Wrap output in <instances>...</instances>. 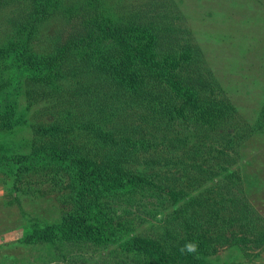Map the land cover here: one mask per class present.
Masks as SVG:
<instances>
[{
    "label": "trees",
    "instance_id": "16d2710c",
    "mask_svg": "<svg viewBox=\"0 0 264 264\" xmlns=\"http://www.w3.org/2000/svg\"><path fill=\"white\" fill-rule=\"evenodd\" d=\"M25 1L28 2L25 12L12 19L16 37L0 56L4 78L0 81V134L19 125L28 126L25 112L37 104L43 105L39 116L53 115L48 112L50 106L47 104L54 96L58 97L54 83L67 68L75 70L76 75L95 74L89 78L101 79L103 76L98 91L106 87L107 94L103 99L96 96L86 101L88 108L95 107L99 116L89 110L90 119H81L69 110L63 114L65 123L59 120L48 125L30 123L31 136L22 144L7 145L0 135V173L4 175L9 192L36 196V192L48 187L66 195L71 205L58 221L30 220L28 229L18 241L22 245L47 247L51 264L73 259L71 250L78 252L75 259L84 261L87 253L91 257L98 251L99 254L106 252L104 257L98 254L108 260L104 264H211L216 242L226 241L223 233L236 225L243 236L239 239L231 232L235 244L264 248V219L258 215L252 217L244 209L225 210L217 222L223 232L215 231L209 235L217 225L212 219L221 211L212 208L217 200L209 198L211 207L207 209L208 198L205 197L208 196H192L182 186L185 177L189 180V189L199 177L220 175L217 162L226 161L218 159V155L219 158L225 156L223 152L217 151L218 155H214L212 146L202 144L207 151L205 155L201 154V160H197L194 157L202 153L201 146L192 152V156L191 151L185 150L189 143L187 136H165L161 142V138L157 141L137 140L132 133L117 131L115 135L104 128L113 118L127 117L125 112L134 109L132 104L145 110H166L169 126L179 122L186 127L188 118L199 112L211 125L216 119L221 120L229 109L227 101L218 97L219 90H215L209 77L204 78V70L193 61L191 52L182 47L175 49L172 44L166 46L170 38L159 36L167 34L165 29L158 31L152 40L154 43L142 40L148 38L151 31H137L139 41L135 46L131 42L135 36L128 26L105 24L102 15L100 20L99 13L81 7L83 2L78 1L71 9L76 11H70V27L81 14L79 22L70 31L58 35L54 54L37 58L28 51L32 36L46 12L58 0ZM4 3L0 0V7ZM107 38L119 46V53L111 48L117 55L114 61L106 58L99 61L100 56L91 60L88 56L97 49L95 44ZM132 58L138 62L132 63ZM135 76L149 79L138 80L135 86L131 81ZM151 81L157 83L154 86L158 89L149 87ZM121 90H127L128 95H121ZM58 100L59 104H66L59 97ZM153 101L156 103L152 104ZM261 115L264 122V106ZM69 116L72 117L70 122ZM72 135H82L89 140L77 145L69 138ZM201 138L208 139L206 136ZM164 148L175 153V157H178L177 153L185 154L189 160L159 158V152ZM153 154V158L147 159ZM135 165H144L148 170H136ZM168 165L178 166L177 174L182 173L181 178L167 175L171 169ZM216 166L217 170L214 169ZM150 167L154 168L151 172ZM223 177L231 182L235 175L226 172ZM154 196L163 198L168 205L160 233L153 232L152 227L146 233H137L132 221L120 222L121 219L114 215L115 205L133 204ZM225 206L230 205L223 203L221 209ZM243 206L248 207L245 203ZM193 240L199 243L198 252L181 254L180 247Z\"/></svg>",
    "mask_w": 264,
    "mask_h": 264
},
{
    "label": "rangeland",
    "instance_id": "374dc122",
    "mask_svg": "<svg viewBox=\"0 0 264 264\" xmlns=\"http://www.w3.org/2000/svg\"><path fill=\"white\" fill-rule=\"evenodd\" d=\"M2 1L5 3L0 7V56L5 46L16 37L17 31L13 27L12 19L25 12L28 5L25 0ZM78 1L83 2L81 7L99 13L97 15L100 20L102 15L105 24L121 23L128 26L135 36L131 40L135 46L139 41L137 31H151L148 38L142 40L144 43H154L152 40L156 38L158 31L165 29L167 34L159 36L170 38L166 46L172 44L175 49L182 47L190 51L193 61L203 68L204 78L209 77L215 90H219L218 97L225 98L229 108L223 113L221 120L216 119L214 125L202 118L203 114L199 112L193 118H188L185 124L187 126L183 127L179 122L169 126L165 119L166 110H145L137 104H132L134 109L125 112L127 117L113 118L104 128L115 135L117 131L132 133L137 140L157 141L161 138V142L165 136H187L189 143L185 147L186 151L192 153L204 144L214 148V155H218L217 151L223 152L225 156L219 158L218 155V159L226 161L217 162L220 175L204 179L199 177L198 182H192L193 185L189 189V180L185 177L182 186L192 196H208L205 197L208 198L207 209L211 207L209 198L217 200V204L212 208H219L221 211L217 218L212 219L213 224L219 222L223 211L234 209H244L250 212L252 217L258 215L264 219V122L261 115L264 106V0H58L50 11L46 12L45 18L38 24L32 36L28 50L31 55L43 58L54 54L58 35L63 31H70L79 22L81 14L70 27V11H76L71 9ZM137 27L141 29H136ZM160 42L163 43V39ZM95 46L97 49L88 56L91 60L100 56L99 61L105 58L114 61L117 55L111 48L119 53L118 43L109 38L98 41ZM131 62L137 63L138 59L132 58ZM1 72L0 66V81H3ZM59 75L61 76L54 85L58 97L66 104H59L58 97L54 96L48 104L46 103L50 106L48 112L53 115L45 113L43 117L39 116L42 104L31 107L25 112L28 126L19 125L0 134L5 144H22L28 140L31 136L30 123L48 125L54 120L65 123L64 115L69 110L81 119H87L89 110L91 113L95 111V115L99 116L95 107L88 108L86 101L96 96L103 99L107 94L104 91L106 87L98 91L103 76L101 79L89 78L95 74L76 75L75 70L68 68ZM143 79L149 78L135 76L131 81L136 86L137 81ZM155 84L157 83L151 81L149 87L158 89ZM119 92L123 96L128 95L127 90ZM19 109L23 110L21 103ZM209 117L212 118V115ZM71 119L69 116V122ZM204 136L208 139L201 138ZM69 138L77 145L89 140L82 135H72ZM205 146L200 147L202 153L194 155V158L201 160V154L205 155L207 151ZM159 154V158H171L172 161H176L175 158L178 157H181L182 161L189 160V157L182 153H177L178 157H175V153L166 148ZM154 155L148 156L147 159L153 158ZM168 166L171 169L167 175L181 178L182 173L177 174L178 166ZM217 166L214 169L217 170ZM135 169L148 170L144 165H135ZM152 169L154 168L150 167V172ZM226 172L235 175L231 182L224 180L223 175ZM3 178L4 175L0 173V264H51L47 247L22 245L18 240L28 229L30 220L44 223L63 218L71 206L66 195L44 187L40 192H36V196H19L9 192ZM221 197L225 199L222 200ZM225 200L227 201L224 202ZM223 203L230 206L221 209ZM244 203L248 207L243 206ZM166 206L168 205L163 198L154 196L137 200L133 204L115 205L114 215L121 219L118 220L120 222L132 221L137 233H146L151 227L153 232L160 233L167 212ZM246 219L249 220V217ZM218 224L213 226L209 235L215 231L223 232ZM231 232L239 239L243 236L236 225L229 232L223 233L226 241L216 242V250L210 257L211 264H264V248H256L251 244H235V239H231ZM70 254L73 259L69 258L58 264H104L108 261L98 256L99 251L91 257L87 253L83 257L85 261L75 259L74 255L77 256L78 252L74 250H71ZM100 254L103 257L107 255L106 252Z\"/></svg>",
    "mask_w": 264,
    "mask_h": 264
},
{
    "label": "clouds",
    "instance_id": "9594fccd",
    "mask_svg": "<svg viewBox=\"0 0 264 264\" xmlns=\"http://www.w3.org/2000/svg\"><path fill=\"white\" fill-rule=\"evenodd\" d=\"M199 249V243L195 240L188 241L184 245H182L179 249L181 254H187V255H194L198 252Z\"/></svg>",
    "mask_w": 264,
    "mask_h": 264
}]
</instances>
